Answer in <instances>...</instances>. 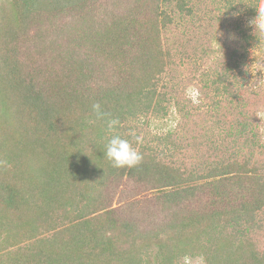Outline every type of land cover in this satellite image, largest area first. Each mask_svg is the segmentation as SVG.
Listing matches in <instances>:
<instances>
[{
  "label": "trees",
  "instance_id": "obj_1",
  "mask_svg": "<svg viewBox=\"0 0 264 264\" xmlns=\"http://www.w3.org/2000/svg\"><path fill=\"white\" fill-rule=\"evenodd\" d=\"M191 4L10 0L0 10V264H180L197 255L264 264V144L242 112L257 95L233 77L249 49H233L210 81L237 110L233 147L206 157L184 149L190 157L128 132L167 114L163 32ZM94 102L120 120L114 132ZM115 134L142 154L139 165L117 169L104 156Z\"/></svg>",
  "mask_w": 264,
  "mask_h": 264
},
{
  "label": "rangeland",
  "instance_id": "obj_2",
  "mask_svg": "<svg viewBox=\"0 0 264 264\" xmlns=\"http://www.w3.org/2000/svg\"><path fill=\"white\" fill-rule=\"evenodd\" d=\"M9 1L0 0V10H9ZM258 2L192 0L193 13L178 16L163 32L164 45L172 52V63L164 74L170 93L165 103L167 114L150 113L133 123L128 132L141 138L139 144L149 143L166 151L178 149L190 157L194 152L184 149L202 147L199 155L206 157L215 155L217 145L233 147L229 114L238 116L237 110L215 93L210 81L228 65L233 49L241 47L249 49L250 58L242 60L233 77L239 75L244 89L257 95L247 101L242 112L256 122L258 141L264 144V35L254 33L249 23L257 14L254 7ZM241 31L249 38H242ZM216 102L226 108H217ZM225 155H229L227 150ZM10 227L13 230V224ZM261 243L264 247V236ZM180 264L206 261L199 255L187 256Z\"/></svg>",
  "mask_w": 264,
  "mask_h": 264
},
{
  "label": "clouds",
  "instance_id": "obj_3",
  "mask_svg": "<svg viewBox=\"0 0 264 264\" xmlns=\"http://www.w3.org/2000/svg\"><path fill=\"white\" fill-rule=\"evenodd\" d=\"M256 16L249 23L254 27V33L264 35V0L259 2L254 7ZM91 110L97 120L105 121L107 130L114 132L120 125L118 118L111 117V114L105 112L101 103L94 102L91 105ZM137 143L140 142L139 136L135 137ZM104 156L111 162L112 166L117 169L133 168L139 165L143 159L142 154L133 147V144L119 134L111 135L105 144Z\"/></svg>",
  "mask_w": 264,
  "mask_h": 264
}]
</instances>
